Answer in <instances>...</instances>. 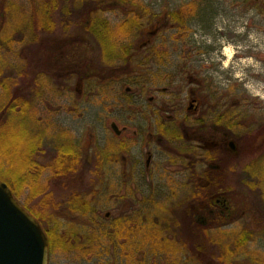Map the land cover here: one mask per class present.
<instances>
[{
	"label": "rangeland",
	"instance_id": "obj_1",
	"mask_svg": "<svg viewBox=\"0 0 264 264\" xmlns=\"http://www.w3.org/2000/svg\"><path fill=\"white\" fill-rule=\"evenodd\" d=\"M47 1L4 0L0 4V66L6 74L22 67L32 78L26 95L31 131L42 138L37 161L49 164L62 140L76 146L79 158L72 176L54 178L46 168L30 183L42 194L29 205L36 209L45 197L47 215L51 220L59 217L66 231L75 236L70 248L53 247L48 251L47 263L123 264L122 259L117 263L110 257L111 243L103 242L104 237L94 244V223L98 218L106 222V213L114 217L115 212L123 211L124 198L120 196H126L129 190L125 212L143 211L142 199L157 198L152 205L146 204L149 208L145 210L156 217L159 237L168 248L145 250L142 245L140 255L138 248L132 252L131 248L130 263L127 259L124 264H264V134L232 138L239 149L235 153L212 150L208 160L200 157L191 179L186 162L173 159L167 147L160 149L149 142L155 124L145 113L148 97L164 101L166 108L175 100H186L191 89H202L209 83L211 93L226 97L227 107L241 110L238 113L246 118L245 125L254 121L250 130L242 129V134L264 127V0H125L118 4L115 0H102L109 1L105 4H98L99 0H58L53 31L38 30L34 43L30 40L33 16L45 8ZM172 13H182L183 23L171 22ZM93 20L104 24L102 36L93 37L86 31L76 34L75 28L93 26ZM73 30L76 35L70 40L79 42L77 53L86 54V62H80L85 70L80 66L79 73L89 69L92 75L106 72L107 81L90 75L86 79L58 76V81L48 76L49 63H45L44 51L37 45L62 40ZM111 51L114 54L109 59L105 54ZM126 55H132L135 66L120 74L116 71L122 65L118 59ZM189 79L199 84H189ZM126 88L132 94H126ZM162 88L168 92H159ZM3 97L0 88V101ZM237 101L239 105H235ZM113 122L119 129L128 128V133L117 139L110 129ZM123 140L129 147L124 155L131 164L130 181L124 189L121 169H114V184L110 183L109 166L102 162L105 157L97 155L103 150L108 155L109 147ZM14 150L18 155L24 147L18 145ZM146 150L153 154L148 175L143 170ZM99 159L104 167L103 174L97 175ZM210 161L220 165L219 174L201 173ZM199 180H209L210 186L204 188ZM29 193L31 190L25 187L16 198L22 207ZM73 193L88 202L92 211L84 216L70 213L65 203ZM215 200H220L219 206H228L226 222L216 219ZM208 209V227L189 224L191 213L195 218L199 211ZM166 221L178 223V227L172 228L171 223L167 227ZM145 234L143 229L135 232L141 238H146ZM181 243L187 244L186 251H180ZM83 249L88 251L81 254Z\"/></svg>",
	"mask_w": 264,
	"mask_h": 264
},
{
	"label": "trees",
	"instance_id": "obj_2",
	"mask_svg": "<svg viewBox=\"0 0 264 264\" xmlns=\"http://www.w3.org/2000/svg\"><path fill=\"white\" fill-rule=\"evenodd\" d=\"M109 1L104 2L102 0H99L98 4L109 3ZM122 1L124 2L125 0H115L117 4L119 2L121 3ZM3 3L4 0H0V4ZM57 4L58 0H48L45 4V8H40L41 11H39V14L33 16V30L30 40H34V43L38 39V30H43L45 32L53 31V13L54 10L58 8ZM182 17V13H172L169 15L170 21L176 24L183 23ZM84 19H87V16L85 18H81L80 20L82 21ZM92 24L94 25H86L84 27L78 26L77 28H75V30H77L76 34L77 32L83 33L86 31L87 33L92 34L93 37H97L99 35L102 36L104 33V24L101 22H96L95 20H93ZM75 30H73L71 35L67 36L62 40L55 41L54 39H52L50 43L48 42V44H43V42H40L37 45L39 49H43L44 51L42 57L45 59V63H49L50 73H48V76L53 79H57L58 76L61 78H70L71 76H78L79 79H86L90 75L91 77L93 76V78L95 79L100 78L99 81H101V79H106L105 81H107L108 77L106 75V72L100 71L92 75L90 72L92 70L89 69L86 73H84L85 75L79 73V71H81V69L79 68L80 66L83 70H85L84 64L82 66L80 62H86V59H84L86 54L84 55L83 53H77L79 52V50L76 47L79 42H76V40H70L71 36L76 35ZM41 44L43 46H41ZM111 54H114V52L111 51L105 55L110 59V57L113 56ZM132 58V55H126L123 58L120 57L118 61H120V63L122 62V65L118 67L116 71L118 70L117 72L123 74V72H125L131 66L134 67L135 65H133V63L131 62ZM14 68L15 67H12L11 69ZM5 70V68H1L0 66V88L2 89V92L4 94L3 99L0 101V181L4 182L8 186L15 198L19 196V193L21 190H23V188H29V190H31V193H29L28 197H26V202L23 207L41 225L48 239L49 249L51 248V244L54 238L57 239V247L59 246L61 248H64V246H67L68 249L71 247L69 242L72 244L75 242V240L72 238L75 237L72 236L74 234L69 231H66L68 229H66L60 223L61 219H59V217L58 219L51 220V217L47 215L45 211L47 206L46 202L44 201L45 197H42L41 200L38 201L37 206L40 208V210L37 209V206L36 210L34 208L35 206L31 207L29 205L33 203L34 200L39 198L38 196H41L42 194L39 188H34L30 183L37 180L46 168L50 169L52 177L54 178L72 176L71 174L74 170L73 167L79 159L76 151V146L66 141L63 142L62 140L60 144L54 149V156L49 164H41L37 161V152H42L40 148L42 145V138L37 133L33 134L31 131V116H29L28 114L30 101L29 97L26 95L27 90L32 87V78L28 77L25 69L24 71H22V67L17 69V72L16 70L10 71L9 74H6ZM18 145H23L24 150L19 152L18 155H16V151L14 150V148H17ZM106 152L105 150L98 151L97 155L99 154V156H101L102 158L105 157V160H103L102 162L107 163L108 155ZM187 154H189V152H187ZM16 159L18 160L16 161ZM106 163H104V165ZM3 164L4 166L6 165V168L4 169V166L2 167ZM102 164L100 163L99 159V163L96 165L98 169L96 171L97 175H99V172L103 174L102 168L104 166H102ZM44 196H47V198L50 199L49 193H45ZM65 204H67V208H69L70 213H78L82 216L92 211L93 208L91 205H89L88 202L84 201L82 197L80 198V195L77 193H73ZM143 211H145V209ZM228 212L229 211H224L223 215L216 212V219L221 222H226L227 220H229L227 219ZM55 214L56 210L53 212L52 215ZM136 214H138V212H136ZM97 221L98 225H94L95 229L98 230V240L103 239L104 237L103 242H105L108 238V222H105V220L101 218H98ZM44 222L48 223L47 226H45ZM137 222L138 220H132L131 223V237H133L134 241V243H131V252L136 251L135 248H138L137 252L140 255L141 252H143L142 245L144 249L145 247L149 248L150 242L153 239H148L150 238L148 236H146V238H141L135 235V232H139L140 229ZM152 235L153 237L157 236V234ZM136 237L138 238L137 241L135 239ZM146 239H148L149 241H147ZM158 239L162 240L161 237L157 238V240ZM163 244L166 245L165 243ZM164 248H166V246H164ZM87 251V249H83L82 251H80V253L83 254Z\"/></svg>",
	"mask_w": 264,
	"mask_h": 264
},
{
	"label": "flooded vegetation",
	"instance_id": "obj_3",
	"mask_svg": "<svg viewBox=\"0 0 264 264\" xmlns=\"http://www.w3.org/2000/svg\"><path fill=\"white\" fill-rule=\"evenodd\" d=\"M256 1V0H255ZM94 2V0H93ZM88 4V3H87ZM189 84H192L193 82H197L196 80L189 79ZM211 85L209 83H206L202 86V89L194 90L191 89L186 94V100L182 101H174V104H168L165 108V102L162 100H155L154 97H148L146 100V109L145 113L148 117V120L155 124V127H153L154 133L149 134V137L151 140L149 142L153 145L158 146L161 149V146L167 149V151L173 156V159H181L183 162H186V168L188 171H190L191 179L195 175V165L199 164L200 157L205 159H209V154L212 150L219 152H230L235 153L238 151V146L236 143L231 140L232 138H243L244 136L249 138L250 136L259 135V133L264 134V127L263 125L255 129L254 131H247L246 134H242V129L246 128L250 130V126H253L254 121L250 122L251 125H245L246 118H243L242 113L240 109H234L226 106L225 99L222 95V93H211L210 90ZM143 91L145 92V87H142ZM141 89V90H142ZM139 90V92L141 91ZM159 90V89H155ZM148 91V89L146 90ZM126 94H132L131 90L129 88L125 89ZM149 92V91H148ZM147 92V93H148ZM158 92V91H157ZM159 92H165L167 93L168 90L166 88H162L159 90ZM182 102V103H181ZM241 103L244 102V100L240 101ZM181 103V104H180ZM235 105H239V102L237 101ZM238 107V106H234ZM181 111V113H180ZM238 113V114H236ZM114 123V122H113ZM249 123V124H250ZM112 124V123H111ZM115 124V123H114ZM259 126V125H258ZM117 127V126H116ZM111 129V128H110ZM112 130V129H111ZM117 130L120 131L119 134H116L114 130H112L113 135L120 139L121 135L124 133H128V128L122 127L119 129L117 127ZM134 135V133H133ZM226 139L228 141H226ZM219 140H222L221 142ZM165 144V145H164ZM148 147V144H145ZM110 153L108 154V159L106 166H109V174L110 176V183L114 184L115 175L114 169L116 167L121 169L122 176H121V184L123 185V189L126 186L127 181H130V170H131V164L126 158V155L129 151V147L127 144V141L123 140L116 144V146H110L109 147ZM188 150L189 154L187 155ZM118 152H121L122 155L119 156ZM144 161H143V170L145 175L149 174L150 168L152 166V160H153V154L151 151H144ZM198 158V159H197ZM122 164H119L121 163ZM214 167V168H212ZM220 165L216 163H211V161L208 163L207 168L203 170L201 173H211L212 171H216V174L220 173ZM194 182V180H192ZM191 181V183H192ZM200 185H205L204 188H207L210 186V181H204L200 182ZM120 196V195H119ZM131 194L128 190L127 195L123 196V194L120 196V198H124V212H115L114 217H110V213L106 219L108 222V231H107V242L111 243V249H110V257L115 258L116 262H121L123 260V264L127 263V259L129 260V250H131V243H132V237H131V223L132 220L137 221V224L139 226V230H144L145 235L153 239L150 242V248L156 249V248H168V245H164L162 240L157 238H160L159 232L160 229H158L156 225V217H152L151 211H135V209L132 211L134 213L131 215V212H125L127 209L126 205L129 204L128 200H130ZM140 197V196H135ZM157 200L155 197L151 198H145L142 199L144 204V209H148L149 205H152L153 201ZM141 202V199L140 201ZM220 200H215L213 203V206L218 208L219 214L223 211H229L228 206L226 203L223 206H219L218 203ZM158 203H155L156 205ZM222 205V204H221ZM206 208V207H204ZM193 209V207H191ZM204 211V210H203ZM214 212L213 210H211ZM138 212V214H136ZM205 213H202L199 211V214H195V218L192 215V220H190L189 224H198L201 227H208L210 225L209 217L210 215V209L207 211H204ZM206 212L208 215L206 216ZM153 215H156L153 213ZM154 218V219H152ZM173 220V219H172ZM154 221V222H152ZM97 219L95 220V225H98ZM167 227H169V223L173 226L172 228L178 227L177 224L173 221H166ZM186 224V223H185ZM191 225V227H193ZM181 228H184L182 226ZM179 229V228H178ZM158 232L157 236L153 237V235L148 234V232ZM173 231V229L171 230ZM173 232H177V229ZM94 244L98 245V230H96V236L94 237ZM155 240V241H154ZM57 239L54 238L51 244V248L49 249V243H48V249L49 251L53 249V247H57ZM160 243H159V242ZM155 242V243H153ZM157 242V243H156ZM168 242V241H167ZM181 250L186 251L187 250V244L180 245ZM59 248V246L57 247ZM122 259V260H121ZM122 263V262H121ZM142 263V262H140Z\"/></svg>",
	"mask_w": 264,
	"mask_h": 264
},
{
	"label": "water",
	"instance_id": "obj_4",
	"mask_svg": "<svg viewBox=\"0 0 264 264\" xmlns=\"http://www.w3.org/2000/svg\"><path fill=\"white\" fill-rule=\"evenodd\" d=\"M110 128L119 134L114 123ZM108 215L106 213L105 217ZM47 262L48 241L41 225L0 181V264Z\"/></svg>",
	"mask_w": 264,
	"mask_h": 264
}]
</instances>
